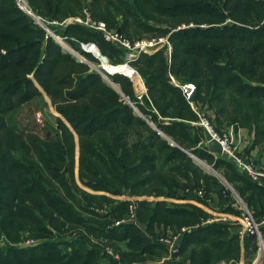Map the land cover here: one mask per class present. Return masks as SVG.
<instances>
[{"label":"trees","instance_id":"1","mask_svg":"<svg viewBox=\"0 0 264 264\" xmlns=\"http://www.w3.org/2000/svg\"><path fill=\"white\" fill-rule=\"evenodd\" d=\"M27 1L51 18L82 7V0ZM90 10L131 40L141 32L168 35L170 55L160 47L132 59L146 88L138 98L129 78L111 76L113 87L46 36L14 0H0V234L10 242H21L25 232L41 238L28 246L1 243L0 264L143 263L167 252L158 242L167 227L182 226L190 229L179 242L180 264H236L242 248L253 254L256 234L240 236L239 226L210 221L196 204L141 199L127 221L128 200L109 202L72 180L75 134L79 179L90 189L205 205L215 194L221 212L239 214L229 185L263 234L264 182L252 180L226 154H213L199 122L205 116L218 134L229 125L244 128L251 138L245 151L264 154V0H90ZM60 32L71 43L74 37L94 42L112 63L121 61V50L96 30L69 22ZM187 83L195 85L194 101L182 92ZM41 91L71 128L58 119L53 139L20 128L13 118ZM95 198L110 203L105 213L96 210L104 206ZM81 213L97 225L82 221ZM66 225L81 228L66 239ZM87 234L123 243L119 258L87 244Z\"/></svg>","mask_w":264,"mask_h":264},{"label":"built area","instance_id":"2","mask_svg":"<svg viewBox=\"0 0 264 264\" xmlns=\"http://www.w3.org/2000/svg\"><path fill=\"white\" fill-rule=\"evenodd\" d=\"M15 4L25 13L27 14L35 24L40 26L42 29H44L46 36H51L53 39H56L61 45H66L67 40L66 36L62 35L60 32V29L65 26L68 22H77L84 26L90 27L93 30H96L101 33L103 38L112 44H114L116 47H118L121 50V61L119 63H112L109 59V57L106 54H103L101 51L99 52L100 55H95L91 51L86 50L92 57L96 59V62H91L89 59H87L83 54L78 53L80 59L82 61L87 62L91 68L98 72L106 81H111L110 77L115 74H121L132 81L131 75L135 74L138 76L139 79V85L138 87H141L139 90V93L137 94L138 98H141V96L146 92V88L144 85V82L142 78L140 77L137 70L130 64L132 59L135 57V55L139 52H152L160 47H164L165 51L168 55H170L171 52V43L168 39V35H156L152 36L150 38H142V39H136L131 40L127 36L123 35L121 32H119L116 29H111L105 25L103 21L100 19L92 18L88 12H86V15L83 16H76V17H69L65 18L63 20L59 19H47L44 18L42 15L37 13L29 4L27 0H14ZM84 43L87 45H93L96 46L93 42H80V48L81 50H84ZM68 45V44H67ZM97 47V46H96ZM77 53V52H76ZM106 62V64L109 67L114 68L113 70H107L104 67L103 62ZM126 67L127 69L131 70V74H127L124 70L118 68V67ZM172 78V77H171ZM135 83V82H134ZM181 89L183 94L185 95L187 100H190L191 94L193 90L195 89V85L192 83H187L184 85H181ZM35 121L37 123L42 122V115L41 113H37L35 115ZM207 131L208 136L210 140H215L219 146L222 153L226 154L230 159H232L235 164L240 168L241 171H243L247 176H249L252 180L261 182L264 180V170L255 167L253 162L249 159L243 158L242 156H239L237 153V148L240 142V134L238 133V136L235 137L233 134V129L230 128L229 131H224L222 134H218L215 132L211 125L209 124L208 120L204 116H200V122H199ZM227 188L231 190L233 196L235 197V203L234 206L240 211V214L243 216L244 221L241 223V225L238 227V233L240 236H243L244 234H256L258 239V251L264 253V243L261 238V234L258 228V224L253 220L252 215L246 205L243 203L241 198L234 192V190L227 185ZM198 195H201V191H197ZM135 204H131L129 206V216L127 221L134 220L135 218ZM124 219L115 221L114 225H119L122 223ZM158 242L164 244L170 251H175L174 248V242L167 236L159 237ZM2 243V242H1ZM259 256V254H257ZM264 257V254H263ZM264 264V263H263Z\"/></svg>","mask_w":264,"mask_h":264},{"label":"rangeland","instance_id":"3","mask_svg":"<svg viewBox=\"0 0 264 264\" xmlns=\"http://www.w3.org/2000/svg\"><path fill=\"white\" fill-rule=\"evenodd\" d=\"M86 12H88V14L92 17L97 19L96 17H94L91 14V10H90V0H82V7H81V12L77 11V12H69L65 17L62 18H54V17H48V16H44L42 15L44 18L47 19H59V20H63L65 18H69V17H78V16H83L86 15ZM120 19V15L117 16ZM101 21H103L105 23V25L107 27H109L108 23L104 20V19H100ZM152 21V20H151ZM69 23V22H68ZM152 24H157L154 21L151 22ZM87 27V26H85ZM89 29H92L90 27H87ZM109 28L111 29H116L119 31L118 26H110ZM93 30V29H92ZM121 32V31H119ZM151 33H145V32H141L139 35L136 36H141V37H136L132 40H136V39H142V38H150L152 36H156V35H151ZM74 37V36H73ZM129 38V37H128ZM73 39V43H71V41H67L66 45H63V48L67 51H70L72 53V55L77 56L78 58L79 55L78 53H81V51L79 50L80 48V42H83L81 40H78V38L74 37ZM77 52V53H76ZM82 54V53H81ZM108 82V81H107ZM109 83V82H108ZM113 83V82H112ZM116 88H118V86L113 83ZM135 86L137 88V93H139V90L141 89V87H138V85L135 83ZM135 110V109H134ZM37 113H41L42 115V122L41 123H37L35 121V115ZM205 117V116H204ZM13 118L16 122V124L20 127V128H25L29 131H33L34 134H36L37 136H40L41 138H47V139H53L55 138L57 132V127H58V119H61L63 121V123L71 130L70 125L64 120V118L56 111L55 106L53 105V103L51 102V99L48 95H46V93H44L43 91H41V94L38 96H35L33 99H31L30 101L22 104L21 108L18 109L14 114H13ZM231 129H233V134L235 137L238 136V133L240 132L241 128H238L237 130H235L236 128H234L233 125H229L227 126L223 132L225 131H229ZM239 131V132H238ZM218 133V132H217ZM74 139H75V166H74V172H73V183L74 185L78 186L80 189L84 190L85 192H88L90 194H93L95 196H105V198H107L109 200V202H116L119 200H128L129 201V206L131 204H135V206H137V201L141 200V199H145V200H157V199H162L163 197H153V196H147V195H135V194H131L128 190H122L121 192L119 191H115L114 193L109 192V191H94L92 189H90L88 186H86L84 183L81 182V180L79 179V175H78V166H77V162H78V142H77V137L74 134ZM240 142L237 148V153L239 156H242V143H243V135L240 134ZM244 148V147H242ZM243 157V156H242ZM209 171H211L212 169H210L211 167L209 165H206L205 163H202ZM113 188L114 189H118V187L113 184ZM232 188V187H231ZM119 190V189H118ZM199 190V189H196ZM199 196H203V194L199 195ZM78 198L79 195L77 196ZM235 198V197H234ZM96 200L99 201V203H102V208H97L96 210H98L99 213H105L106 209L109 207V202H105V201H100L98 198H95ZM168 201V199L170 198H164ZM211 200V201H210ZM207 200L208 203H216L217 201L215 200ZM170 202H178V201H172L169 200ZM194 204V203H193ZM98 206V205H96ZM129 206H128V214H129ZM236 207V206H234ZM209 210V209H208ZM206 211V210H205ZM210 211V210H209ZM239 211V210H238ZM208 213H212V211L208 212ZM127 214V215H128ZM126 215V217H128ZM237 217V222L238 225L240 226L241 223L244 221L243 216L240 214H235ZM213 219V214H211ZM81 220L87 223H92L94 225H97V223L95 221H93V218L85 213H81L80 214ZM125 217V218H126ZM217 220L220 221H228L225 219L224 216H217ZM211 219H209L211 221ZM263 222V221H261ZM235 225V224H234ZM79 226V225H78ZM78 226H72V227H68L67 225L65 226V229H67V233H65V237L66 239H71L74 236V228L75 229H80ZM112 226H114V222L112 224ZM189 227H185L182 226L179 229H171V228H166L164 231V233H161L159 235V237H163V236H167L169 237L173 242H174V248L175 251H170L166 246V250L167 252L165 254H163L160 258H148V257H144L145 259L143 260V263H135L133 262L132 264H180V255L179 253V242L181 239L182 234L189 230ZM261 234V233H260ZM262 235V234H261ZM88 236V241L87 244L92 245V246H98L100 247L103 251H105L104 253L115 258L118 259V250L124 248L123 243H118V242H112L111 240H108L107 238H105L104 236H99L96 237L93 234H87ZM24 238V239H22ZM21 242H10L9 238L7 236H5L4 234H0V244L1 242L3 244H11V245H17V246H28V245H33L38 243L39 241H41L40 237H35V236H31L28 234V232H25L23 235H21ZM258 251V250H257ZM255 251L253 254H249L247 256L252 255L253 257H257L258 258V263L257 264H263L264 263V257H263V252H257ZM256 254V256H255ZM259 254V256L257 255ZM241 256V254H240ZM240 259V258H239ZM253 259V258H251ZM239 261V260H238ZM238 261H236V264H238ZM253 260L249 261V264H252ZM230 264L229 262H220V264Z\"/></svg>","mask_w":264,"mask_h":264},{"label":"crops","instance_id":"4","mask_svg":"<svg viewBox=\"0 0 264 264\" xmlns=\"http://www.w3.org/2000/svg\"><path fill=\"white\" fill-rule=\"evenodd\" d=\"M131 82L133 84L134 92L136 94H138L137 91H136L137 88L135 86V83L133 81H131ZM239 134H242L243 135V143H242V146H241V149H242V152H243L242 153L243 158H246V159L251 160L253 162V164L255 165V167L264 170V154L260 153L257 149H250L249 152L247 153L245 150L249 148L250 142H251V138H250L247 130L244 129V128H241ZM205 145L211 150V152L213 154L221 153L220 146H219V144L215 140L208 139L207 141H205ZM242 147H244V148H242ZM214 173L217 176L220 177V175L217 172H214ZM261 182H264V180L261 181ZM162 199H164V198H162ZM211 199L212 200H215V201H218L215 194H211ZM169 200H172V201L175 200V201H178V202H190V203H194V204L200 206L201 208H203L204 210H206L207 212L212 211L211 214H213V219H211V221L212 220H217L216 215L217 216L221 215V216H224L226 220H228L227 222H229L231 224L238 225L236 215L235 214H231V213L221 212L220 211V207L218 205V202L212 203V204L209 203L208 205H205V204L199 203V202H197L195 200H182V199H174V198H170V199H168V201ZM262 221L263 222H260L259 223L260 226H264V220H262ZM261 238H262V241L264 243V233L261 235ZM240 254H241V256H240V259L238 261V264H249V261L250 260H253L252 261V264H257L258 263V258L257 257H253L254 254H253V256L252 255L247 256V254L245 253V251L243 250V248L241 249ZM255 256H256V254H255ZM251 258H253V259H251ZM223 264H225V263H223Z\"/></svg>","mask_w":264,"mask_h":264},{"label":"bare ground","instance_id":"5","mask_svg":"<svg viewBox=\"0 0 264 264\" xmlns=\"http://www.w3.org/2000/svg\"><path fill=\"white\" fill-rule=\"evenodd\" d=\"M56 40V39H55ZM57 41V40H56ZM58 42V41H57ZM59 43V42H58ZM94 43V42H93ZM60 44V43H59ZM85 45H84V49H86V50H88V51H91L92 53H94L95 55H100L99 54V52H100V49H99V47L97 46H93V45H87L86 43H84ZM63 46V45H62ZM86 50H82V51H86ZM153 52V51H152ZM140 53V52H139ZM139 53H137L135 56H137ZM148 53H150V52H148ZM103 64H104V67H105V69H107V70H113L114 68H112V67H109L107 64H106V62L104 61L103 62ZM118 68H120V69H122V70H124L127 74H131L132 72H131V70H129V69H127L126 67H124V66H122V67H118ZM131 78H132V81L133 82H135V83H137L138 85H139V79H138V76H136L135 74H132L131 75ZM112 82V81H111ZM134 105V104H133ZM135 107V106H134ZM136 108V107H135ZM201 163H203V162H201Z\"/></svg>","mask_w":264,"mask_h":264},{"label":"water","instance_id":"6","mask_svg":"<svg viewBox=\"0 0 264 264\" xmlns=\"http://www.w3.org/2000/svg\"><path fill=\"white\" fill-rule=\"evenodd\" d=\"M84 49V48H83ZM85 50V49H84ZM113 87H115L116 88V86L111 82V81H108ZM118 89V88H117ZM195 95H196V88L193 90V92H192V94H191V97H190V100L191 101H194V99H195ZM126 101H127V103L131 106V107H133L135 110H136V108L134 107V105H133V103L128 99V98H126ZM155 129H156V127L154 126V125H152ZM171 144H174L173 142L171 143ZM210 169H212V168H210Z\"/></svg>","mask_w":264,"mask_h":264}]
</instances>
